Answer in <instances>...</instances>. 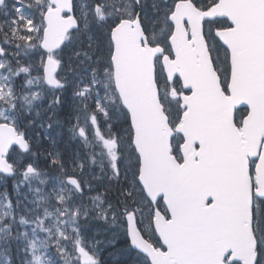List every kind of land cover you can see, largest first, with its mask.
Instances as JSON below:
<instances>
[{
  "label": "snow or ice",
  "instance_id": "snow-or-ice-1",
  "mask_svg": "<svg viewBox=\"0 0 264 264\" xmlns=\"http://www.w3.org/2000/svg\"><path fill=\"white\" fill-rule=\"evenodd\" d=\"M120 244L264 264V0H0V264Z\"/></svg>",
  "mask_w": 264,
  "mask_h": 264
},
{
  "label": "trees",
  "instance_id": "trees-1",
  "mask_svg": "<svg viewBox=\"0 0 264 264\" xmlns=\"http://www.w3.org/2000/svg\"><path fill=\"white\" fill-rule=\"evenodd\" d=\"M36 131L40 130L37 129ZM124 248L125 246L123 244L115 248H106L102 253L105 264H126V261L132 260V254L125 251Z\"/></svg>",
  "mask_w": 264,
  "mask_h": 264
},
{
  "label": "water",
  "instance_id": "water-1",
  "mask_svg": "<svg viewBox=\"0 0 264 264\" xmlns=\"http://www.w3.org/2000/svg\"><path fill=\"white\" fill-rule=\"evenodd\" d=\"M208 119L210 120V121H215L216 119H217V115H216V113L215 112H212V113H210L209 115H208Z\"/></svg>",
  "mask_w": 264,
  "mask_h": 264
}]
</instances>
